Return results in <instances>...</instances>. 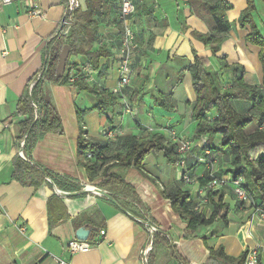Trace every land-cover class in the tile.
<instances>
[{
    "label": "crops",
    "instance_id": "obj_1",
    "mask_svg": "<svg viewBox=\"0 0 264 264\" xmlns=\"http://www.w3.org/2000/svg\"><path fill=\"white\" fill-rule=\"evenodd\" d=\"M30 1L39 14L32 15L24 0H11L0 6V264H57V258L65 259L68 264H204L209 248L222 247L227 256L236 258L256 245L260 247L264 264V221L251 217L252 207L236 199L231 184L221 189L223 202L228 206L227 224L216 220L199 226L196 236L191 238H184L186 222L159 193L161 188L174 186L182 176L191 175L195 180L205 177L210 170L204 160L205 149L216 157L214 174L226 176L223 169L227 162L219 160L225 156L202 148L206 136L200 137L203 141L198 143V139L194 140L190 152L181 155L182 160L174 165L161 154L163 161H148L149 164L144 161L143 169L148 178L133 168L118 171L139 197L135 202L131 197L120 196L128 205L126 209L118 203L125 211L101 195L82 192L87 185L97 187L100 179L89 181L76 157L79 132L76 110L87 109L83 115L85 135L93 140H104L102 130L106 126L121 131L122 135H144L151 131L163 133L166 138L167 130L173 129L179 139L191 140L196 125L191 117L196 97L186 68L193 60V51L209 60L220 84L225 83L222 89L232 84V68H237L238 74L243 69L244 84L260 85L258 47L245 41L249 28L237 23L247 1L227 0L232 7L224 16L230 23V30L220 49L212 54L209 47L193 35L206 33L208 28L192 13L188 0H132L135 10L131 22L140 51L131 63L128 94L130 96L135 89L142 90L139 104L130 101L135 115L125 112L118 100L108 103L104 112H99L94 108L98 100L96 95L71 85L47 83L63 133L43 134L29 157H20L36 169L50 171L55 179L27 172L25 183H22L12 174L13 158L21 150L17 151L15 140L22 117L15 116L14 112L28 80L41 69L51 39L61 29L66 3V0ZM86 1L79 0L81 8ZM114 1H110V13L99 18L98 39L92 47V50L103 47L108 51V56L99 59L104 73L97 76L87 71L83 57L71 59L78 63L88 85L111 92L117 86L121 46ZM254 2L253 17L258 14L254 21L262 32L264 1ZM258 6H262L260 11ZM150 36L154 38L148 43ZM147 74L149 78L144 80ZM224 77H227L225 82ZM165 97L166 107L160 105L161 98ZM238 101L241 105L238 103L233 109L237 113L248 111L250 103ZM170 106L171 109H167ZM220 139L221 136L216 135L211 146H218ZM36 181H39L37 187ZM45 186L59 192L46 196ZM89 188L96 190L92 186ZM202 213L208 216L210 208L204 207ZM146 223L157 227L158 231L151 234ZM81 226L89 228L90 232L93 231L90 227H96L90 241L98 242L85 251L69 255L65 246ZM100 229L104 230L103 235L99 234ZM146 247L149 251L144 262L142 253Z\"/></svg>",
    "mask_w": 264,
    "mask_h": 264
},
{
    "label": "trees",
    "instance_id": "obj_2",
    "mask_svg": "<svg viewBox=\"0 0 264 264\" xmlns=\"http://www.w3.org/2000/svg\"><path fill=\"white\" fill-rule=\"evenodd\" d=\"M110 1L87 0L84 8H77L68 33L60 34V29L51 39L41 69L28 80L14 112L15 116L22 117L15 146L17 151L22 150L25 157H29L37 139L43 134L63 133L60 117L46 87L47 83L71 85L96 95L98 100L94 108L99 112H104L108 103L117 100V95L113 92L98 90L95 86L88 85L83 80L78 63L71 61L73 57H83L85 58L83 66L87 71L97 76L104 73V69L99 66V59L108 56V51L103 47L92 50V47L98 39L99 18L110 13ZM246 1L247 6L239 13L237 23L240 27L249 28L245 41L258 47L257 59L262 72L261 84H244L243 69L238 74L237 68H232V84L228 89H222L217 73L212 69L209 60L193 51V60L186 68L190 73L196 97L191 114L196 125L191 140L206 136L207 140L202 148L221 152L225 156L227 163L223 172L230 175L232 179L241 177V186L251 197L252 205L264 211V34L254 21L253 13L256 9L254 0ZM188 3L192 13L208 28L206 33L195 32L193 35L203 45L208 46L212 54H215L230 30V23L225 18L224 12L232 6L227 0H188ZM116 22L120 26L119 18ZM153 38L154 36H150L148 43H151ZM65 44L69 46L70 51L62 75L56 77L59 53ZM72 77H74L73 80H71ZM148 78L147 74L144 80ZM141 100L142 90L135 89L130 94L131 103L137 105ZM234 100H245L250 103V108L245 113H237L232 107ZM160 105L167 106L166 97L161 98ZM167 109H171V106ZM86 111L87 109L76 110L79 130L76 141L77 163L84 167L89 181L100 179L96 184L97 187L106 190L122 207L127 209L128 205L120 196L131 197L135 202L139 201V197L134 187L126 182L118 171L133 168L144 178H148V174L143 169V163L150 153L161 154L171 165L182 160L177 151V144L169 141L160 132L148 131L144 135L127 133L110 141L86 137L83 124V115ZM253 123H255L253 131L247 132V127ZM216 135L221 136V139L218 146L213 147L211 142ZM21 142H23L22 146ZM88 152L92 153L91 157L86 156ZM203 154L210 170L205 177H197L199 185H204L211 179V175L216 178L222 177L213 172V164L216 161L213 153L208 151V154L205 152ZM212 160L214 162L211 164ZM13 166V176L22 183H25L27 172L44 174L45 177L55 179L50 171L43 168L36 169L18 153L13 158ZM202 179L203 181H200ZM34 184L37 187L39 181ZM185 186L189 187L182 176L174 186L159 189L160 195L170 201L171 208L186 222L184 238L196 236L199 226L209 225L216 220L227 224L228 206L223 202L221 189L207 193V206L210 208V213L205 216L202 212L194 210L196 197L192 195L191 189ZM90 228L94 232L97 230L96 227ZM93 231L88 236L89 241L93 239ZM261 254L259 250L258 264H262ZM245 256L246 250L233 258L227 256L222 247L209 248V256L204 264H243Z\"/></svg>",
    "mask_w": 264,
    "mask_h": 264
},
{
    "label": "built area",
    "instance_id": "obj_3",
    "mask_svg": "<svg viewBox=\"0 0 264 264\" xmlns=\"http://www.w3.org/2000/svg\"><path fill=\"white\" fill-rule=\"evenodd\" d=\"M11 2V0H0V6L7 5ZM25 5L31 8L30 13L32 15L39 14L37 9H34L30 0H24ZM80 7L79 0H66L63 10V19L61 22V31L60 34H67L70 26L73 23L72 17L77 8ZM114 7L117 12V16L120 20V34H121V46L119 49L118 54V64H117V72H118V81L117 86L114 90V94L117 95V100L122 104L123 109L125 112L130 113L131 115H135V112L132 110L130 104V96L128 94V88L131 83V75H132V60L137 56L140 51V46L138 40L136 39L135 30L133 28L131 22V16L135 10V5L132 0H115ZM100 39V38H99ZM74 77L71 78L73 80ZM122 135V132L119 130H115L111 126H106L102 130V137L104 140H115L118 136ZM167 139L173 143L177 144V151L180 155L190 152L191 148L194 146L192 140L187 139H179L176 131L173 129L167 130ZM199 140V139H198ZM203 141L202 139H200ZM197 141L198 142H200ZM195 143V144H197ZM23 142H21V146ZM205 154L208 152L205 151ZM19 155L22 158H25L22 150L19 151ZM87 157H91L92 153H86ZM211 164L214 162L213 160L210 161ZM209 162V163H210ZM212 169V166H211ZM185 183L192 187V195L196 197L194 210L198 212H203V208L207 207V193L209 191H215L219 189H223L228 184H231L232 191L236 197V199L240 203H247L252 208L251 217L254 220L264 221V211L259 209L258 207L252 205L251 197L247 194L246 190L241 186L242 178L236 177L232 179L230 175L222 176L220 178L212 177L208 180L204 185H199L197 180L193 177L183 176ZM194 187V188H193ZM148 230L151 234H154L158 231V228L149 224ZM99 234L103 235L104 230L100 229ZM98 241L95 240L94 242L86 240H79L73 237L65 246V251L69 255H73L75 253H79L89 249L92 245L97 243ZM260 247L253 246L246 250V256L244 259L243 264H258V252ZM149 248L146 247L143 251L144 262L146 261L145 257L148 253ZM57 264H68L65 259L57 258Z\"/></svg>",
    "mask_w": 264,
    "mask_h": 264
},
{
    "label": "water",
    "instance_id": "obj_4",
    "mask_svg": "<svg viewBox=\"0 0 264 264\" xmlns=\"http://www.w3.org/2000/svg\"><path fill=\"white\" fill-rule=\"evenodd\" d=\"M69 51H70V49H69V46L67 44L63 45V47L61 48L60 53H59L58 65H57V69H56V77H59L62 75V73L65 69V63H66V59L68 57ZM89 186L95 187L96 190H92L91 188H89ZM44 190H45L46 196H48L51 193L58 191V190H55L53 188L50 189L48 186H45ZM88 191L94 192L98 195H101V196L109 199L112 203L117 205L120 209L124 210L121 206L118 205V202L115 201L108 192H106V191H104V190H102V189H100L94 185H87L86 187H84L82 189V192H88ZM146 224H149V223H146ZM89 233H90L89 228H86L83 226L78 227L75 230V238L79 239V240H86L89 236Z\"/></svg>",
    "mask_w": 264,
    "mask_h": 264
},
{
    "label": "rangeland",
    "instance_id": "obj_5",
    "mask_svg": "<svg viewBox=\"0 0 264 264\" xmlns=\"http://www.w3.org/2000/svg\"><path fill=\"white\" fill-rule=\"evenodd\" d=\"M259 5H261V2H259ZM259 7V11L262 9V6H258ZM257 13H255V15H254V18L255 19H257L258 17H257ZM262 33L264 34V30L262 31ZM224 81L223 82H225V80L227 79V77H224V78H222ZM248 83L249 84H251V83H253L254 84V82L253 81H248ZM223 84H225V83H221L220 84V86L221 85H223ZM222 87V86H221ZM241 105V101H238V100H234V101H232V107L234 108V109H236L237 108V105H239V104ZM254 124L255 123H253V124H251V125H249V128L247 127V129H246V131L247 132H250V131H252L253 129H254ZM163 157L160 155V154H157V153H150V154H148L146 157H145V159H144V161H146V163L147 164H149V162L150 163H154V161H163ZM219 160L220 161H225V159H223V157H219ZM149 161V162H148ZM224 170V169H223ZM195 175V174H194ZM193 175V176H194ZM196 176V175H195Z\"/></svg>",
    "mask_w": 264,
    "mask_h": 264
}]
</instances>
